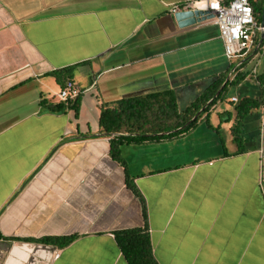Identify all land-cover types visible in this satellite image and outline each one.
<instances>
[{
  "label": "crops",
  "instance_id": "obj_1",
  "mask_svg": "<svg viewBox=\"0 0 264 264\" xmlns=\"http://www.w3.org/2000/svg\"><path fill=\"white\" fill-rule=\"evenodd\" d=\"M188 1L0 0V264H129L115 232L135 227L159 264H264V110L239 151L233 61L214 19L179 25L171 6ZM70 66L78 117L51 110L63 85L50 73ZM217 82L228 88L190 131L112 156L105 105L172 90L183 111Z\"/></svg>",
  "mask_w": 264,
  "mask_h": 264
},
{
  "label": "trees",
  "instance_id": "obj_2",
  "mask_svg": "<svg viewBox=\"0 0 264 264\" xmlns=\"http://www.w3.org/2000/svg\"><path fill=\"white\" fill-rule=\"evenodd\" d=\"M253 3L258 21L262 22L264 0H254ZM50 74L64 87L69 81H73L74 71L73 67L70 66L52 71ZM245 76L238 72L234 81L230 84L238 85L245 79ZM252 78L261 87L259 95L257 97L243 96L235 104L236 117L232 132L241 152L247 150L246 147H241L244 141L245 119L253 111L264 110V71L258 72ZM218 83L208 87L183 111H179L176 96L172 90L129 97L116 103L105 105L100 113V127L103 132L108 134H119L112 138V156L116 160L122 161L120 146L124 143L155 141L165 136H173L190 131L199 121L201 113L209 110L216 100L221 99L224 91L228 88L229 82L219 92L220 85ZM80 98L81 96L76 99L62 101L57 105L51 106V110L62 112L66 111V109H71L74 111L75 116L78 117L81 106ZM210 100L211 102L208 103ZM199 112L201 113L198 114ZM133 190L137 195L141 196L135 186H133ZM142 203L145 209V201L142 200ZM5 238L7 237L0 230V239ZM115 239L129 264H159L154 256L152 239L147 227L116 231ZM73 240L74 237L37 239V241L42 243L57 244L61 247L69 245Z\"/></svg>",
  "mask_w": 264,
  "mask_h": 264
},
{
  "label": "built area",
  "instance_id": "obj_3",
  "mask_svg": "<svg viewBox=\"0 0 264 264\" xmlns=\"http://www.w3.org/2000/svg\"><path fill=\"white\" fill-rule=\"evenodd\" d=\"M254 0H189L173 4L171 12L176 13L191 6L199 10L214 12V21L219 27L224 42L225 55L233 63L231 76L234 78L244 63L250 59L259 60L264 55V24L258 21ZM258 65V62H257ZM258 73L257 67L252 71ZM81 89L69 81L58 93L60 101L76 99ZM238 97H232L237 102Z\"/></svg>",
  "mask_w": 264,
  "mask_h": 264
},
{
  "label": "water",
  "instance_id": "obj_4",
  "mask_svg": "<svg viewBox=\"0 0 264 264\" xmlns=\"http://www.w3.org/2000/svg\"><path fill=\"white\" fill-rule=\"evenodd\" d=\"M214 16L215 14L212 11L199 10V9L192 8L191 6L175 13V18L177 19L181 27L200 23L208 19H213ZM262 24H264V14H263V19H262ZM261 139H262V144H263L262 150L264 154V121L262 123ZM263 166H264V162H263ZM263 175H264V172H263Z\"/></svg>",
  "mask_w": 264,
  "mask_h": 264
},
{
  "label": "rangeland",
  "instance_id": "obj_5",
  "mask_svg": "<svg viewBox=\"0 0 264 264\" xmlns=\"http://www.w3.org/2000/svg\"><path fill=\"white\" fill-rule=\"evenodd\" d=\"M260 72H263L264 71V58H263V61L260 65ZM253 81V82H252ZM252 81H248L247 82V85L244 87V89L242 90H237L236 86L234 85H231L229 88V93H228V96H231L233 94H239V96H245V95H250L252 97H255L259 94L260 92V86L258 83H256V81L252 80ZM255 119V118H253ZM250 128H248V131H249ZM247 135H249L250 133L249 132H246ZM251 136V134H250Z\"/></svg>",
  "mask_w": 264,
  "mask_h": 264
}]
</instances>
